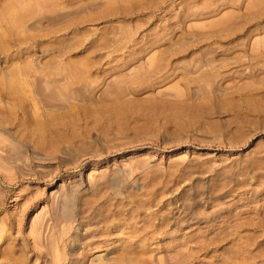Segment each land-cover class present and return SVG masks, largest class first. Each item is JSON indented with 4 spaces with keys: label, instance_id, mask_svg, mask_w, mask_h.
<instances>
[{
    "label": "rangeland",
    "instance_id": "1",
    "mask_svg": "<svg viewBox=\"0 0 264 264\" xmlns=\"http://www.w3.org/2000/svg\"><path fill=\"white\" fill-rule=\"evenodd\" d=\"M46 1L0 16V264H264V0Z\"/></svg>",
    "mask_w": 264,
    "mask_h": 264
},
{
    "label": "bare ground",
    "instance_id": "2",
    "mask_svg": "<svg viewBox=\"0 0 264 264\" xmlns=\"http://www.w3.org/2000/svg\"><path fill=\"white\" fill-rule=\"evenodd\" d=\"M25 1H26V0H25ZM33 1H34V0H32V2H33ZM39 1H40V0H39ZM44 1H46V0H43V4H42V3H39V4H42L41 6H39V8L42 7V6L44 5ZM48 1H49V0H47L46 2H47V3H51V1H50V2H48ZM116 1H117V0H116ZM21 2H24V0L21 1ZM26 2H27V1H26ZM32 2H31V4H32ZM34 2H36V1H34ZM34 2H33V5H34ZM109 2H110V4H111V2H113V1H109ZM109 2H108V3H109ZM114 2H115V0H114ZM28 3H29V5H28ZM28 3H27V6H26L25 3H24V6H22V3H20V0H5V2L3 3V5L1 6V9H0V16L2 15L1 17H2L3 21H4L3 15L6 16V17H8L7 19H9L10 22H8V21H5V22H4V23H8V24L10 23L9 26L6 24V25H7V28H8V27H12V26L15 25V24H17L18 26H20V25H19V24H21L20 21H22V19H24V18H21V17L23 16V15H21V14H24L23 12H26V11H24V10H27L28 8H29L28 11H29V10H33L34 7L37 8V6L39 5L38 3H36V4L34 5L33 8H30V7H31V5H30V0H29ZM54 3H56V1H55ZM46 5H47V4H46ZM51 5H55V4L51 3ZM47 6H48V5H47ZM111 8H112V7H111ZM40 9H41V8H40ZM111 10H112V9H111ZM113 10H114V7H113ZM115 10H116V8H115ZM107 12H109V11H107ZM26 13H27V12H26ZM28 13H29V12H28ZM28 13H27V14H28ZM27 14H25V15H27ZM25 15H24V16H25ZM24 16H23V17H24ZM2 19H1V21H2ZM1 21H0V22H1ZM23 21H24V20H23ZM23 21H22V22H23ZM19 22H20V23H19ZM12 24H13V25H12ZM14 27H15V26H14ZM16 27H17V26H16ZM10 29H11V28H10ZM126 33H127V32H126ZM2 34H4V33L2 32ZM9 34H10V33H9ZM9 34H8V35H9ZM1 37H2V35H1ZM4 37H5V36H4ZM6 37H7V35H6ZM127 39L129 40L130 38H127ZM133 39H134V38H133ZM5 40H6V38H5ZM134 40H135V39H134ZM133 44H134V43H133ZM135 44H137V43H135ZM89 46H90V45H89ZM135 52H137V51H135ZM135 52H134V53H135ZM174 52H175V51H174ZM131 53H132V52H131ZM175 53H176V52H175ZM161 54H162V53H161ZM130 55H131V54H130ZM159 55H160V54H159ZM164 56H165V55H164ZM159 57H160V56H159ZM162 58H163V57H162ZM154 60H155V59H154ZM157 60H159V58H157ZM159 61H160V60H159ZM159 61H156V60H155V62H157V64H158ZM155 62L152 63V66H154L153 64H154ZM159 63H160V62H159ZM157 64L155 63V65H157ZM158 65H159V64H158ZM158 65H157V66H158ZM160 65H161V67L163 66L162 63H161ZM165 65H166V64H165ZM161 67H160V69H161ZM164 67H165V66H164ZM164 67H163V68H164ZM157 68H159V67H157ZM155 69H156V68H155ZM156 70H158V69H156ZM14 74H15V73H14ZM14 74H13V75H14ZM16 75H17V74H16ZM16 75H15L14 77H12V78H15ZM19 78H20V77H19ZM15 79H18V78H15ZM20 80H21V79H20ZM20 80H18L17 83L19 84V82H20L19 85H21V87H22L23 90H24V88H25L26 86H28V85H26L25 87H23V85H24V84H27V82L24 83V84H23V82H22V84H21V81H22V80H21V81H20ZM23 81H24V80H23ZM18 84H16V80H15V81L13 80V87H12V89L14 88V86H16V88H18L17 91H18V92H19V91L21 92V89H22V88L20 89V86H18ZM11 85H12V84H11ZM15 91H16V89H15ZM17 91H16V92H17ZM32 101H33V99H32ZM32 101H30V103H31ZM35 102H36V100H35ZM36 103H37V102H36ZM36 103H35V104H36ZM35 104H34V106H35ZM37 106H38V105H37ZM37 106H36V107H37ZM36 107L34 108V110L32 109L33 111H35V115H36V112L38 111V109H37ZM30 108H31V104H30ZM33 111H32V112H33ZM30 112H31V110H30ZM30 112H29V113H30ZM29 113H28V114H29ZM33 113H34V112H33ZM38 113H39V111H38ZM38 113H37V114H38ZM31 114H32V113H31ZM69 114H70V113H69ZM71 114H72V113H71ZM26 115H27V114H26ZM35 115H33V116H35ZM39 115H42V114H39ZM30 116H32V115H30ZM36 116H38V115H36ZM55 116H56V115H55ZM55 116H54V117H55ZM26 118H27V117H26ZM28 118H29V117H28ZM28 118H27V119H28ZM31 118L33 119V117H30V119H31ZM36 118H39V116L36 117ZM40 118H41V117H40ZM34 119H35V118H34ZM22 120H23V119H22ZM25 120H26V119H25ZM39 120H40V119H39ZM29 121H30V120H29ZM21 122H22V121H21ZM36 122H39V121H36ZM22 123H23V122H22ZM25 123H26V122H25ZM32 123H33V122H32ZM28 124H29V123H28ZM33 124H34V123H33ZM36 124H37V123H36ZM36 124H35V125H36ZM40 124H41V122H40ZM43 124H44V122H43ZM31 126H33V125H31ZM36 126H37V125H36ZM43 127H44V126H43ZM33 128H34V126L32 127V129H33ZM40 128H41V127H40ZM40 128L38 127V129H40ZM29 129H30V128H29ZM35 129H36V127H35ZM35 129H33V130H35ZM42 129H43V128H42ZM33 130H32V131H33ZM32 131H31V132H32ZM36 131H37V130H36ZM38 131H40V130H38ZM31 132H30V133H31ZM33 132H35V131H33ZM30 133H29V134H30ZM26 140H28V139H26ZM28 142H29V141H28ZM114 207H115V206H114ZM106 208H107V206H106ZM112 208H113V207H112ZM116 208H117V206H116ZM116 208H115V209H116ZM117 209H118V208H117ZM121 209H122V208H121ZM136 209H137V208H136ZM118 210H119V209H118ZM81 211H82V210H81ZM107 211H108V208H107ZM115 211H116V210H115ZM119 211H120V210H119ZM121 211H122V210H121ZM110 212H111V211H110ZM113 213H114V212H113ZM108 214L110 215L109 212H108ZM121 214H122V213H121ZM114 215H116V214H114ZM130 215H131V214H130ZM117 217H120V215L117 216ZM130 217H132V216H130ZM134 217H135V216H133L132 218L134 219ZM136 217H137V216H136ZM148 217H149V216H148ZM126 218H127V220H124V221H125V222H126V221L128 222V221H129V220H128L129 217H126ZM138 218H139V217H138ZM144 218H145V217H144ZM150 218H152V217L150 216ZM150 218H149V220H150ZM117 219H118V218H117ZM123 219H124V218H123ZM142 219H143V218H142ZM145 219H146V218H145ZM147 219H148V218H147ZM121 220H122V218H121ZM130 220H132V219L130 218ZM134 220H135V219H134ZM127 222H126V223H127ZM106 223H107V222H106ZM113 223H114V222H113ZM115 223H116V222H115ZM119 223H120V222H119ZM122 223H123V222H122ZM141 223H142V222H141ZM148 223H149V221H148ZM148 223H147V224H148ZM150 223H151V222H150ZM81 224H82V223H81ZM111 224H112V223H111ZM123 224H124V223H123ZM129 224H132V223L129 222ZM133 224H134V223H133ZM145 224H146V223H145ZM145 224H144L143 226H145ZM147 224H146V225H147ZM113 225L115 226V224H113ZM121 225H122V224H121ZM126 225H127V224H126ZM140 225H141V224H140ZM149 225H150V224H149ZM149 225H148V226H149ZM158 225L160 226V224H158ZM80 226H81V225H80ZM114 226H113V229H114ZM128 226H129V225H128ZM128 226H127V227H128ZM133 226H134V225H133ZM137 226H139V225H137ZM150 226H151V225H150ZM81 227H83V226H81ZM116 227H117V226H116ZM131 227H132V226H131ZM157 227H158V226H157ZM77 228H78V227H77ZM137 228H138V227H137ZM139 228H140V227H139ZM83 229H84V228H83ZM105 229H106V228H105ZM115 229L117 230V228H115ZM85 230H86V229H85ZM85 230H84V231H85ZM102 230H103V229H102ZM108 230H109V228H108ZM130 230H132V229H130ZM134 230H135V229H134ZM137 230H138V229H137ZM91 231H92V230H89L88 233H91ZM106 231H107V230H106ZM110 231H111V230H110ZM110 231H109V232H110ZM121 231H122V230H121ZM142 231H144V230H142ZM151 232H152V231H151ZM153 232H155V231H153ZM156 232H157V230H156ZM81 233H82V232H81ZM92 233H93V231H92ZM98 233H99V232H98ZM105 233H106V232H105ZM135 233H136V232H135ZM135 233H134V234H135ZM137 233H138V232H137ZM84 234H85V233H84ZM134 234H132V235H134ZM138 234H139V233H138ZM146 234H147V233H146ZM149 234H150V236H151V233H149ZM149 234H148V235H149ZM94 235H95V233H94ZM104 235H105V234H104ZM110 235H112V234L110 233ZM152 235H153V234H152ZM86 236H87V235H86ZM86 236H85V237H86ZM89 236H90V235H89ZM135 236H136V234H135ZM144 236H146V235H144ZM144 236H143V237H144ZM153 236H154V235H153ZM102 237H103V236H102ZM105 237H106V236H105ZM111 237H112V236H111ZM143 237H142V238H143ZM151 237H152V236H151ZM134 238H135V237H134ZM140 238H141V237H140ZM140 238H138V240H140ZM142 238H141V239H142ZM109 239H110V238H109ZM129 239H130V238H129ZM91 241H92V240H91ZM94 241H95V240H94ZM140 241H141V240H140ZM148 241H149V239H148ZM92 242H93V241H92ZM92 242H91V243H92ZM133 242H135V239H134ZM138 242H139V241H136L135 244L133 243L134 245H140V244H141L140 246H137V248H139V247L141 248V247L145 244V243L143 244V243H141V242H139L140 244H138ZM142 242H143V241H142ZM150 242H151V241H150ZM83 243H84V242H83ZM88 243H89V242H88ZM94 243L96 244V242H93L92 244L94 245ZM136 243H137V244H136ZM128 244H129V243H128ZM128 244H126L127 247L129 246ZM130 244H131V243H130ZM93 245H92V246H93ZM107 245H108V244H107ZM126 245H125V249L121 247V248H122V250H120V251L122 252L121 254H120V251L118 252L119 254L117 253L118 255H123V256H122L123 258L126 256V255L124 256V254H128V253L131 254V253H133V255L135 256V259L138 261V259H137L138 257H137V256H140V255H142L141 253H144V252H145V250H144V251L140 252V254H139L138 252H139L140 250H142V249H139V251L136 250V249H133V250H132V249H131V248H132L131 246H129L128 248H126ZM98 246H99V245H98ZM86 247H87V245H86ZM94 247H95V246H94ZM106 247H107V246H106ZM134 247H135V246H134ZM134 247H133V248H134ZM143 247H146V246H143ZM87 248H88V247H87ZM91 248H92V247H91ZM135 248H136V247H135ZM106 249H107V248H106ZM143 249H144V248H143ZM145 249H146V248H145ZM86 250H87V249H86ZM86 250H85V252H87ZM147 251H148V250H147ZM83 253H84V252H82V254H83ZM118 255H117V257H118ZM131 255H132V254H131ZM128 256H129V255H128ZM117 257H116V258H117ZM119 257H120V256H119ZM119 257H118V258H119ZM122 257H121V259H123ZM126 257H127V256H126ZM136 257H137V258H136ZM128 258H129V257H128ZM130 258H131V256H130ZM126 259H127V258H126ZM135 259H133V260L135 261ZM141 259H142V258H141ZM141 259L139 258V261H138L139 264H141V262H143V261H145V262H143L142 264H145V263H146V260H142V261H141ZM145 259H146V257H145ZM116 260H118V259H116ZM123 260H124V259H123ZM127 260H128V259H127ZM133 260H132V261H133ZM119 261H120V260H119ZM125 261H126V260H125ZM125 261H122V262H125ZM147 261H148V260H147ZM126 262H127V261H126ZM128 262H130V261H128ZM128 262H127V263H128ZM135 262H136V261H135ZM135 262H134V263H135ZM131 263H132V262H131ZM136 263H137V262H136ZM113 264H117V263H113ZM119 264H120V262H119ZM128 264H129V263H128ZM132 264H133V263H132ZM147 264H148V263H147Z\"/></svg>",
    "mask_w": 264,
    "mask_h": 264
}]
</instances>
